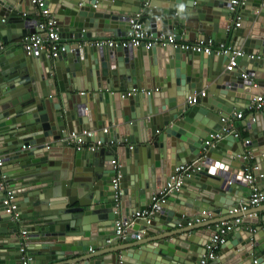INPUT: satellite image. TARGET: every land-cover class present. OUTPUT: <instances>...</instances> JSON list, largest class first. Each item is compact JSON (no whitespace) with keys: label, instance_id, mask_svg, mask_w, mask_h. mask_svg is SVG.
<instances>
[{"label":"water","instance_id":"95a60500","mask_svg":"<svg viewBox=\"0 0 264 264\" xmlns=\"http://www.w3.org/2000/svg\"><path fill=\"white\" fill-rule=\"evenodd\" d=\"M14 1L0 0V147L16 152L6 157L4 167L15 162L20 177L7 180L15 189L17 216L5 214L0 202V226L11 238L10 252H0V264L21 263L20 241L12 237L22 223L29 226L28 237L42 241L39 250L30 249L39 253L29 264H199L220 224L203 223L228 215L248 198L246 170L253 169L257 186L264 181V112L244 118L247 138L227 126L229 117L264 92V0H245L238 7V27L228 10L232 0H44L68 44L54 59L16 48L37 31L38 19L33 5L23 16L21 3L30 0ZM137 14L152 37L174 35L182 41L195 35L211 45L224 43L240 49L239 61L249 66L246 72L241 67L226 72L224 56L171 46L82 45L124 37ZM201 89L205 96L193 106L180 101ZM105 121L111 126L108 137L119 146L108 150V159L99 151L69 152L71 132L101 129ZM49 138L50 146L45 145ZM133 143L145 146L125 147ZM114 154L121 174L118 208ZM77 158L87 168L75 169ZM181 165L188 174L182 187L148 222L138 219L123 239L116 237V222L144 210ZM19 179L24 182L15 185ZM243 222L257 227L232 231L221 249L229 241L228 249H235L232 264H264V217ZM176 227L189 229L172 233ZM201 227L207 228L202 243L187 237ZM2 234L0 244L5 243ZM137 236L150 239L139 242ZM132 239L137 244L125 246ZM106 242L124 247L90 253Z\"/></svg>","mask_w":264,"mask_h":264},{"label":"built area","instance_id":"2783aa9c","mask_svg":"<svg viewBox=\"0 0 264 264\" xmlns=\"http://www.w3.org/2000/svg\"><path fill=\"white\" fill-rule=\"evenodd\" d=\"M150 1V0H149ZM245 0H232L228 10L235 13V27L239 26L238 21L240 16L238 14V7L244 4ZM31 5L36 9V17L38 19L36 25V32L27 35L22 39V50L26 55H30L32 52L38 50L46 54L49 59H54L58 57L60 53H64L67 49L68 44L62 40L59 27L50 10L45 6L44 0H30ZM26 16V14H23ZM88 45L96 47L98 49L107 47L109 49H114L116 47L121 48H144L145 50H150L156 46L167 47L171 46L173 48H180L185 51H193L206 56L214 57H226V65L224 70L226 72H234L239 63V59L243 56V52L240 49H232L229 45L224 43H218L211 45L210 42H205L204 40H196L193 43L177 41L174 35H164L161 34L158 37H152L144 30L143 21L140 14L135 15L129 20V30L125 33L123 38L119 39H108L99 38L90 42ZM253 58V56H250ZM246 78L245 75H242ZM129 94V93H128ZM204 97L205 92L201 91L195 93L194 95L186 99V104L191 107L196 103L197 97ZM248 110L253 112H260L264 110V92L256 95L250 101ZM234 118L237 120L244 119L243 112H236ZM251 120H254L253 118ZM108 128H101L99 130H82L78 132H71L68 136V140L72 145L75 146V150L78 152L87 150L90 152L97 151L103 146H113L115 141L108 137ZM213 137V136H211ZM214 138V137H213ZM93 141H90L92 140ZM207 145L210 143L207 141ZM132 147H130L131 149ZM5 157L0 147V189L3 192V198L1 199V206L4 213L11 215L13 217L17 216V203L15 192L10 188L7 181V175L2 173V168L5 164ZM112 164L116 171L115 177L112 180V188L116 192L114 195L115 207H119V179L121 177L118 171L117 160H113ZM187 167L179 166L175 168V175L171 176L166 182L165 187L158 191L153 192L149 201V205L144 210H138L132 213L126 220H118L115 224V235L118 238L124 237L123 233L126 228H131L132 224L138 219L147 220L158 210L160 205L167 199L168 196L176 193L183 184V180L188 174H185ZM252 168L246 170L244 176L245 180L250 184V194L248 198L233 207L228 215L230 219L224 220L217 224V230L214 235L209 240L206 245L205 254L202 256L199 264H209V261L214 260L216 257V252L223 244L225 236L234 231V228L242 224L243 216L253 217V214H249L251 208H256L264 202V192L254 183V175ZM262 177V175H260ZM205 212H203L204 214ZM248 213V214H247ZM208 216L210 213H207ZM197 222H199L197 220ZM220 226V227H219ZM20 239V249L19 252L22 254L20 264H29L32 261V256L28 254V232L22 231L19 234ZM137 238H139L137 236Z\"/></svg>","mask_w":264,"mask_h":264},{"label":"crops","instance_id":"0c3cea01","mask_svg":"<svg viewBox=\"0 0 264 264\" xmlns=\"http://www.w3.org/2000/svg\"><path fill=\"white\" fill-rule=\"evenodd\" d=\"M4 3H6V4H9V3H14V4H17V2H13V0H2ZM18 1V0H17ZM57 1V0H56ZM58 2H60V0H58ZM154 2H156L155 0H152V3H154ZM21 9L23 10V12H24V14H27L28 15V11L26 10V9H29V7L31 6V3H30V1H26V3H24V2H22L21 3ZM58 6V5H57ZM60 6V5H59ZM142 21H143V19H142ZM123 38V37H122ZM96 39H99V38H96ZM108 39H119V38H116L115 36H113L112 38H108ZM92 40H94V39H91V41H89V40H86V41H82V45H88L90 42H92ZM197 40V38H196V36L195 35H191V37H189V39L188 40H182V42H188V43H193V42H195ZM22 42V41H21ZM17 49H21L22 47L21 46H19V47H16ZM242 62H240L239 61V63H238V65H237V68L238 67H241V69L243 70V72H244V70H245V72H246V69H244V68H247L248 66H249V64L247 65L246 63H244L243 65L241 64ZM247 66V67H246ZM235 71V70H234ZM207 86H209L208 84H207ZM201 91H205L204 89H201L200 90V92ZM84 93H86L85 91H84ZM87 94V93H86ZM79 95H81V92L79 93ZM181 102L183 101V102H186V99H182V100H180ZM241 106H244V105H241ZM237 113L238 112H243V114H244V118L249 114V113H251L249 110H248V108L247 109H244V110H239V111H236ZM264 112V110H262V111H260V112H253L254 114H257V113H259V114H261V113H263ZM235 114V113H234ZM11 117V116H10ZM108 121V120H107ZM107 121H105V123H104V126L103 127H101V128H108V130H110V128H111V126H109L108 125V123H107ZM242 123H244V119H242V120H237V119H235L234 117L233 118H231V117H229L228 119H227V126H230L232 129H234L236 132H237V135H239L240 137H241V139H243V138H247L248 137V134H247V131H246V128L242 125ZM100 128H93V129H89V130H99ZM110 137V136H109ZM122 139H123V137H121ZM90 141H93V139L92 140H90ZM52 142V139L51 138H49V139H47V141H46V143H45V145H48V146H50V143ZM71 146V145H70ZM143 146H145V145H141V144H137V143H133V144H126L125 145V147L126 148H129L130 149V147H132V149H134V148H142L143 149ZM72 147V150L69 148V152H72V154H73V151H74V153H75V155H79V153L80 152H78L77 150H75V146L74 145H72L71 146ZM113 147H118L119 148V146H117L116 144H114L113 146H103V147H100L97 151H99L100 153H101V156L106 160V159H108L110 156H107V155H110V153H109V151L108 150H112V148ZM63 147H60V149H62ZM5 148L4 147H1V150H2V152H3V155H4V157L6 158L7 156H13L16 152H14L13 153V151L11 150V151H8V152H5V150H4ZM51 150H52V148H50ZM65 149V148H64ZM21 150H23V151H27L28 149H27V147H23V148H21ZM53 151V150H52ZM55 152H58V153H61L60 152V150L57 148L56 150H55ZM82 152V151H81ZM83 152H88L87 150H84ZM117 154V153H116ZM115 160H117L118 158H117V155H115L114 154V157H113ZM117 158V159H116ZM80 165V166H79ZM14 167L16 168V167H18V164H16L15 162H12V163H10V165H7V166H5V167H3L2 168V171L4 172V174H6L7 175V180H10V179H13V178H17V177H20V175L19 174H17L15 171H14ZM76 168H78V171H79V168H80V170L82 169V168H87V166L85 165V166H82V162L79 164V158H77V160H76V163H75V169ZM20 170H22V169H20ZM30 170V169H29ZM24 171H25V169H24ZM30 172V171H29ZM15 176H17V177H15ZM36 178H38V177H36ZM35 178V179H36ZM20 181H21V183H23L24 182V180H18L17 182H15V185L17 184V185H21L20 184ZM11 182H9L8 181V185L10 186V188L14 191L15 189L13 188V187H11V184H10ZM260 188H261V190L264 192V181L261 183V184H259L258 185ZM15 192V191H14ZM1 196V195H0ZM244 200V199H243ZM0 202H1V199H0ZM249 214H253L254 216L253 217H249V216H246V214H244V216H243V219H245V221L246 220H254V219H259L260 220V218L261 217H264V202L263 203H261V205L259 206V207H256V208H251L250 210H249V212H248ZM247 213V214H248ZM228 219H230V215H224V216H218L217 218H209L208 220H207V222H205V223H203V225L204 224H209V223H213V222H216V221H219V222H221V221H224V220H228ZM201 225V224H200ZM159 226H163V225H161V224H159ZM248 227H251V232H254V230H255V228L257 227L255 224H248V223H246V222H243L241 225H239V226H237L236 228H234V233H237L238 231H240L241 229H247ZM29 228V226H25L23 223L22 224H18V226H17V233L15 234V237H12L13 238V241L14 242H17L18 241V239H19V234L22 232V231H26V232H28V229ZM161 228H165V227H161ZM189 229V227H176L173 231H172V233H175V232H178V231H185V230H188ZM206 230H207V228L206 227H201V228H199V229H195L192 233H190V232H188L187 233V237H189V236H192V235H194L193 237V239H196L197 240V242L198 243H202L203 241H204V239H203V233H206ZM0 231H2V235L1 236H3V239H4V242L5 243H1L0 244V252H10V249H8L10 246V244H9V240L11 239L9 236V233L7 232V229L6 228H4L2 225L0 226ZM164 234H166V233H164ZM167 235V234H166ZM227 235H231V232L230 233H228ZM178 236H176V238H177ZM124 237H121V239H123ZM139 239V238H138ZM150 238H147V239H139L138 241L139 242H142V241H145V240H149ZM137 239H132V241H131V243H129V244H126L125 246H131V245H136L137 244V242L138 241H136ZM19 241H20V239H19ZM27 242H28V249H27V252H28V254L29 255H31V256H33V254L34 255H37L39 252H31L30 251V249H32V250H39V245L42 243V241L41 240H35V239H33V238H28V240H27ZM228 242L229 241H227V243H225L224 245H223V248H225L224 250H222L221 249V246H219V248H218V250H217V252H216V257H215V259L214 260H211V261H209V264H232V261L233 260H231V256H232V252H233V250H235V249H231V250H229L228 248L230 247V244H229V246H226V245H228ZM121 242H119L118 244H120ZM120 247H124V245H117V246H114L113 244H112V242H106V245L105 246H103L99 251H97V250H92L90 253H94V254H98V253H103V252H106V251H113V250H115V249H117V248H120ZM206 248V246L205 247H203V250H204V254H205V249ZM198 250H200V251H202L201 249H198ZM203 252V251H202ZM89 254V253H88ZM203 254V255H204ZM51 263H53V262H51V261H46V260H44V261H42L40 264H51Z\"/></svg>","mask_w":264,"mask_h":264}]
</instances>
